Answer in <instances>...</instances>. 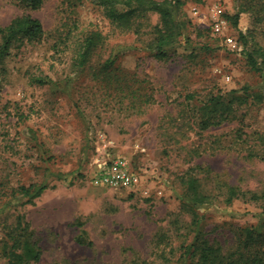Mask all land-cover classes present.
I'll return each mask as SVG.
<instances>
[{
    "label": "rangeland",
    "instance_id": "rangeland-1",
    "mask_svg": "<svg viewBox=\"0 0 264 264\" xmlns=\"http://www.w3.org/2000/svg\"><path fill=\"white\" fill-rule=\"evenodd\" d=\"M180 1L184 27L158 59L156 13L137 33L114 27L97 0H44L35 10L0 0V27L30 13L44 29L0 62V245L24 227L41 252L36 264H196L184 253L193 241L226 253L241 230L259 224L264 234V199L249 198L264 191V69L246 56L264 48V0ZM215 7L232 45L212 31ZM95 34L78 67L80 44ZM118 155L141 190L90 184ZM42 183L31 201L19 194ZM192 186L204 198L198 208L183 204ZM232 188L248 193L229 200Z\"/></svg>",
    "mask_w": 264,
    "mask_h": 264
},
{
    "label": "trees",
    "instance_id": "trees-1",
    "mask_svg": "<svg viewBox=\"0 0 264 264\" xmlns=\"http://www.w3.org/2000/svg\"><path fill=\"white\" fill-rule=\"evenodd\" d=\"M25 7L32 10L38 9L44 0H23ZM102 6L104 15L109 19L110 23L118 29L133 30L139 33L141 20L147 13L153 12L159 16V23L154 26L156 30L153 41L154 57L158 59L168 56V49L172 47L176 36L184 27L176 18V13L180 8V0H97ZM229 23L234 27H238V14L228 16ZM44 29L41 21L30 13H22L11 19L4 27H0V62L9 53V49L16 41L37 42L43 37ZM243 37V36H242ZM99 35L88 36L80 44L79 49L74 58L75 64L82 67L88 59L93 47L96 46ZM246 56L249 60L251 68L255 70L264 69V48L258 46L253 51H247ZM257 56H262L261 61L257 65ZM109 63L113 62L110 58ZM260 65V66H259ZM36 83L44 84L47 81L42 78H34ZM46 184H29L28 186H20L18 188L21 197H26L31 201L41 195L46 189ZM193 195L184 197L183 204L186 205L189 199L191 207L198 208L203 204V197L197 193L196 188L192 186ZM230 198H237L239 195L245 196L248 192L236 190L232 188ZM192 197V198H191ZM251 200L264 199V191L261 193L249 192ZM264 212V208L262 209ZM21 223L17 220L16 228ZM260 225L247 228L238 234L236 239V247L226 253H222L221 249L209 244L206 240L194 241L188 244L184 253L198 255L196 264H264V234H262ZM13 232L6 234V237ZM3 238L1 240L0 250L2 255L7 259L6 264H36L40 261L41 252L37 248L35 241H31V233L26 231L24 227L21 232L11 238ZM11 242H10V241ZM144 264H155L147 263Z\"/></svg>",
    "mask_w": 264,
    "mask_h": 264
},
{
    "label": "built area",
    "instance_id": "built-area-1",
    "mask_svg": "<svg viewBox=\"0 0 264 264\" xmlns=\"http://www.w3.org/2000/svg\"><path fill=\"white\" fill-rule=\"evenodd\" d=\"M223 10L220 7L212 9L211 28L216 34H222L228 45H232L234 39L224 34L228 26L227 19L223 16ZM92 186L103 189H123L129 192L141 190V178L130 166L128 161L121 155L115 156L102 163L89 178ZM146 192V190H144Z\"/></svg>",
    "mask_w": 264,
    "mask_h": 264
}]
</instances>
